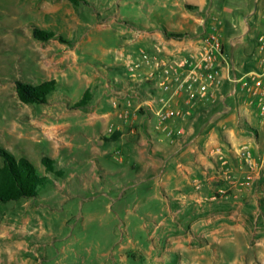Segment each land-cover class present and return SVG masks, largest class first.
<instances>
[{"label":"crops","instance_id":"crops-1","mask_svg":"<svg viewBox=\"0 0 264 264\" xmlns=\"http://www.w3.org/2000/svg\"><path fill=\"white\" fill-rule=\"evenodd\" d=\"M214 1L176 0L175 6L186 21H194V28L174 30L161 24L146 31L152 32L150 37L166 51H180L204 36L210 25L208 17L212 14L209 11ZM241 4L246 7L225 10L222 32L226 24L235 20L240 21L244 31L252 28L253 24L264 32V7H258L259 0H242ZM55 12L52 8L35 15L37 18L42 15L43 19L56 18ZM203 12L205 16H202ZM33 25H28L27 41L33 38ZM41 29L62 34L48 25ZM188 31L193 34L181 39L166 35V32L190 34ZM66 39L69 43L58 39L43 42L33 38L36 45L32 46L31 52L29 50V55L0 59V70L12 72L14 79L9 86L0 87V105L6 103L12 117L0 131L5 144L2 147L18 157L30 158L45 147L59 155L64 136L71 127L68 120L86 117L84 123L95 134L91 141L100 143V156L97 151L91 156L97 164L93 167L91 181L95 198L101 195L114 203L128 199L135 206V217L149 221L144 227L149 229L150 248L166 247L179 253H199L205 249L217 252L227 245L249 247L253 244L249 238L250 225L258 221L259 214H250V206L259 203L261 194L253 185L260 172L250 171L240 148L233 149L231 143L238 140L235 126L227 118L219 119L235 111V125L240 130L243 112H238V109L246 105L234 100L232 111L223 115L201 107L190 118L174 120L168 127L160 126L149 109H139L142 99L153 95L159 97L161 92L154 84L131 77L128 63L139 64L140 69L145 70L141 58L133 57L128 61L116 57L113 64L105 62L106 57H100L105 68H120L113 78H109L102 68L93 78L85 81L78 78L81 86L85 87L84 93L88 89L91 93V100L83 108L70 107L83 96L73 99L57 90L44 105L20 102L15 89L17 79L34 85L56 80L60 89L69 85L71 76L78 68L81 69L80 65L86 62L87 57H77L76 43ZM244 61L243 68L253 66L256 59L247 57ZM58 95L66 97V101L52 100ZM109 103L113 106L111 109L107 107ZM126 111L132 116L125 120L121 116ZM168 129H181L184 134L171 138ZM248 140L251 141L250 137ZM45 142L47 146H44ZM113 162L117 165L112 166ZM227 171L234 176L233 185L223 180V173ZM55 186L59 187L57 180ZM226 190H230L228 196L222 193ZM154 206L159 209L149 208ZM142 207L146 208V213L139 217L137 213ZM29 225L28 217L14 220L0 207V264H13L25 257L18 264H39L38 253H33L32 242L28 239L32 236ZM254 241L255 245L261 243L260 240ZM120 248L123 252L130 247L122 244ZM194 259L200 264L199 257Z\"/></svg>","mask_w":264,"mask_h":264},{"label":"rangeland","instance_id":"rangeland-1","mask_svg":"<svg viewBox=\"0 0 264 264\" xmlns=\"http://www.w3.org/2000/svg\"><path fill=\"white\" fill-rule=\"evenodd\" d=\"M241 1L215 0L209 12L218 15L222 21L226 9L246 7ZM175 2L90 0L88 5L74 7L67 0H0V59L29 55V50L31 52L36 42L33 38L26 40L28 25L36 24L41 28L48 25L61 31L65 39L70 38L76 43L77 57H87L86 62L82 61L81 69L78 68L75 75L71 76L69 85L57 89L59 93L78 99L83 96L85 89L79 77L83 81L88 80L97 72L100 73L102 68L109 78H113L120 69L116 66L105 68L100 57H106L105 62L113 64L116 57L128 61L129 57H143L144 51L152 55L158 43L150 37L152 32L146 30L161 24L174 30L194 28V21H186ZM258 7H264V0H259ZM52 8L56 11V18L43 19L42 15L38 18L35 15ZM251 26L244 31L240 21L235 20L234 23L226 24L222 32L227 55L234 57L239 68L247 57H252L255 39L263 31L253 24ZM188 33L184 35L190 37L193 34L191 31ZM12 80V72L0 70V87L9 86ZM52 100L66 101V97L58 95ZM228 102L234 107V99ZM107 107L111 109L113 106L109 103ZM209 110L215 114L218 108ZM240 110L243 112L240 116V130L235 125V111L219 119L227 118L235 126L238 140L231 143L233 149L248 145L256 160H259L264 155V131L253 110H247L246 106L239 108L238 112ZM85 118L73 117L68 120L71 127L64 136L59 155L45 147L29 158L41 173L45 172L41 163L45 156L53 158L58 166L64 167L66 175L57 179L59 187H46L34 199L0 204L12 219H30L32 232L29 234L32 236L28 239L32 242L33 253H38L39 264H197L194 261L196 257H199L200 264H264V169L253 185L261 196L258 205L250 206V214L258 213L259 219L250 225L249 238L250 242L252 238L253 244L249 247L227 245L217 252L205 249L199 253H179L166 247L152 249L147 232L149 221L135 217V206L128 199L114 203L101 195L95 198L91 181L93 167H97V164L91 156L96 151L100 156V143L91 141V136L95 134L84 123ZM11 120L10 107L6 103L0 105V131ZM2 137L0 133V146L5 145ZM44 146H47L46 142ZM116 165L113 162L112 166ZM149 208L154 211L159 209L156 206ZM145 213L144 207L137 214L140 217ZM253 239L261 243L255 245ZM122 244L130 248L122 252Z\"/></svg>","mask_w":264,"mask_h":264},{"label":"built area","instance_id":"built-area-1","mask_svg":"<svg viewBox=\"0 0 264 264\" xmlns=\"http://www.w3.org/2000/svg\"><path fill=\"white\" fill-rule=\"evenodd\" d=\"M208 21L210 25L204 36L191 39L193 44L180 51L169 52L158 44L152 55L144 51L140 57L144 71L139 64H127L133 79L154 84L161 92L159 97L153 95L142 99L140 111L149 109L160 126L168 127L174 120L192 117L201 107L218 108L217 115L228 114L233 108L228 100L234 99L253 110L264 131V32L255 39L252 55L255 63L249 70H244L230 58L233 56L227 55L221 19L210 14ZM131 116L126 111L121 118L126 120ZM183 134L184 130L168 129L171 138ZM240 153L250 171L261 172L264 169V155L256 160L248 145L242 146ZM223 180L230 185L235 181L228 171L223 173ZM229 192L222 193L228 196Z\"/></svg>","mask_w":264,"mask_h":264},{"label":"trees","instance_id":"trees-1","mask_svg":"<svg viewBox=\"0 0 264 264\" xmlns=\"http://www.w3.org/2000/svg\"><path fill=\"white\" fill-rule=\"evenodd\" d=\"M74 7L88 5L90 0H67ZM33 38L47 42L58 39L62 43H69L62 35L54 30L41 29L38 26L32 28ZM169 37L183 38L182 33L166 32ZM251 66H245L249 70ZM58 88L56 80H46L39 84H31L23 80L15 81V89L20 102L26 105H44L49 102L50 95ZM91 100L90 90H86L82 99L70 107L79 109L85 107ZM219 110V109H218ZM215 110L214 112H217ZM0 204L16 202L23 199H34L39 196L42 189L55 185V180L66 175V169L58 166L57 162L48 156L42 158L41 163L45 172L36 169L27 157H18L5 147L0 146Z\"/></svg>","mask_w":264,"mask_h":264}]
</instances>
